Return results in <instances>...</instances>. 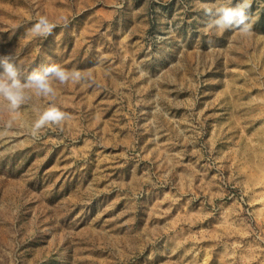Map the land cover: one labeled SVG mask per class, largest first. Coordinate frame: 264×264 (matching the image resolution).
I'll list each match as a JSON object with an SVG mask.
<instances>
[{"label": "rangeland", "instance_id": "1", "mask_svg": "<svg viewBox=\"0 0 264 264\" xmlns=\"http://www.w3.org/2000/svg\"><path fill=\"white\" fill-rule=\"evenodd\" d=\"M213 3L0 0L22 77L83 76L0 108V264H264V0L247 36L206 32ZM49 104L62 125L18 130Z\"/></svg>", "mask_w": 264, "mask_h": 264}, {"label": "clouds", "instance_id": "2", "mask_svg": "<svg viewBox=\"0 0 264 264\" xmlns=\"http://www.w3.org/2000/svg\"><path fill=\"white\" fill-rule=\"evenodd\" d=\"M229 5L231 0L229 4L213 3L204 7L205 15L208 16L204 25L205 31L219 34L238 31L242 36L249 35L252 30L251 0H238L234 5ZM56 27L57 24L50 21L47 16L40 15L29 32L33 37H47ZM82 79L80 70L68 69L57 63L33 69L22 77L15 56L11 53L0 55V108H6L15 116L24 106L30 105L34 97L55 98L57 94L55 83L66 85L70 82L78 83ZM33 112L35 119L30 122L21 121L18 130L34 139H39L41 132L48 126H60L69 118L67 112L54 104L33 108Z\"/></svg>", "mask_w": 264, "mask_h": 264}]
</instances>
